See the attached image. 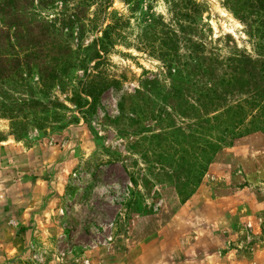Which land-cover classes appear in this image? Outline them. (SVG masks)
I'll return each mask as SVG.
<instances>
[{
	"label": "rangeland",
	"instance_id": "obj_1",
	"mask_svg": "<svg viewBox=\"0 0 264 264\" xmlns=\"http://www.w3.org/2000/svg\"><path fill=\"white\" fill-rule=\"evenodd\" d=\"M26 13L73 65L51 88L32 63L0 83V264H264V93L228 96L254 102L243 125L195 109L210 69L263 64L264 0Z\"/></svg>",
	"mask_w": 264,
	"mask_h": 264
},
{
	"label": "trees",
	"instance_id": "obj_2",
	"mask_svg": "<svg viewBox=\"0 0 264 264\" xmlns=\"http://www.w3.org/2000/svg\"><path fill=\"white\" fill-rule=\"evenodd\" d=\"M34 1L36 0H0V83L2 84L11 82L16 84L18 80H24L22 67L25 65L30 70L32 63L38 67V80L41 86L45 89L51 88L61 75L58 66L64 62L69 66L73 65L71 58L67 57V51L69 52L67 47L64 48L60 44L50 46L56 44L52 41L48 43L49 38L55 36L54 31L49 32L44 24L33 23L27 19L26 11ZM91 1L81 0L82 4L86 5ZM235 1L238 0H232ZM192 7L195 8L196 5L193 3ZM101 43L104 44L102 40ZM16 48L18 52H26L23 60L16 56ZM95 55V58L99 57L98 52ZM169 62L174 61L169 60ZM229 62L234 65L231 74L222 73L219 76L216 73L217 67L210 69V73L206 74L210 77V80H206L209 86L205 87L204 94L199 96L195 109L200 110L201 118L211 113L214 119L241 118L235 121L238 125H243L245 118H255L252 115L255 109L254 102L250 98L242 100L241 103L230 104L227 99L228 96L236 94L249 96L251 92L261 89L260 93H264V62L260 67L258 61L247 56L229 59ZM214 63L215 66L218 64ZM91 89L96 88L91 84ZM219 92L221 96L218 95ZM86 95L95 97L94 92ZM78 101L79 105L81 98H78ZM196 110L194 115L198 116ZM254 124L255 122H251L249 125Z\"/></svg>",
	"mask_w": 264,
	"mask_h": 264
},
{
	"label": "crops",
	"instance_id": "obj_3",
	"mask_svg": "<svg viewBox=\"0 0 264 264\" xmlns=\"http://www.w3.org/2000/svg\"><path fill=\"white\" fill-rule=\"evenodd\" d=\"M207 215V214H206ZM212 215V217L214 218V219H222V217H221V215H220V212L219 211H217V212H214L213 214H211ZM207 262V260H194V263H192V264H205Z\"/></svg>",
	"mask_w": 264,
	"mask_h": 264
}]
</instances>
